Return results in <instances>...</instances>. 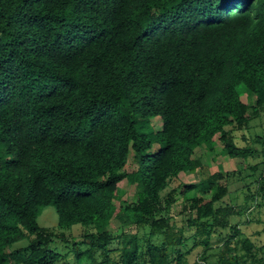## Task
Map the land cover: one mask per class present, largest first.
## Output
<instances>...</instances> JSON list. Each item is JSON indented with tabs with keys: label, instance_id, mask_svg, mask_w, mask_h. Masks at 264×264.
<instances>
[{
	"label": "trees",
	"instance_id": "trees-1",
	"mask_svg": "<svg viewBox=\"0 0 264 264\" xmlns=\"http://www.w3.org/2000/svg\"><path fill=\"white\" fill-rule=\"evenodd\" d=\"M263 105L264 0H0V264H59L38 243L8 249L42 230L48 204L59 228L82 226L76 264H112L114 219L143 233L122 238L117 264H264L231 221L240 212L222 201L218 173L183 185L196 203L187 234L160 217L172 206L163 191L197 171L195 148L215 150L217 134L228 157L257 159L250 173L264 168V136L242 146L232 136ZM122 180L131 206L116 204ZM258 182L242 207L264 205ZM193 250L201 262L189 261Z\"/></svg>",
	"mask_w": 264,
	"mask_h": 264
},
{
	"label": "rangeland",
	"instance_id": "rangeland-1",
	"mask_svg": "<svg viewBox=\"0 0 264 264\" xmlns=\"http://www.w3.org/2000/svg\"><path fill=\"white\" fill-rule=\"evenodd\" d=\"M241 99L244 102L254 105V96L242 95ZM249 123L243 129L232 130L233 140L237 145L242 146L255 141V135L264 136V105L258 108V112H255L252 108L248 109ZM151 123L155 128L159 126L160 119L155 117L151 120ZM219 134L216 135L215 150L209 151L204 146L196 147L194 150L193 158L200 162L196 172L181 174L178 178H174L170 182L169 188L163 191L162 195L164 202L172 204L170 211L165 208L161 212L160 217L165 215L170 218L169 224H174V231H183L188 233V226L186 225L189 216L195 215L196 203L192 199H185L182 196L181 191L183 190L184 184L195 183L202 178H206L208 175L218 173L219 179L218 184L226 186L229 191L223 198L224 203L232 204L233 209L236 212H240V215L233 216L232 222L239 224V229L244 232L258 247L262 248V255L264 257V205L261 200L247 203L246 207H242L240 204L244 201V195L248 189L256 188L259 184L258 179L264 176V168L259 167L253 173L249 172L247 167L248 164H253L257 159H242V158H230L222 149L223 142L218 139ZM256 146L260 145L254 144ZM156 149V144L153 149ZM137 168L136 160L134 159L133 152L130 151L128 154L127 162L124 166L125 171L131 172ZM240 172L241 178L236 180L231 176H226L227 172ZM118 192L120 199L117 200V206L132 205L135 200L134 187L130 185L126 180H122L118 183ZM254 191V189H253ZM208 201L203 198L200 202ZM199 202V203H200ZM159 218V217H158ZM38 224L42 227V230L38 233L31 235L22 240L12 243L8 249H26L29 244H41V246L49 247L60 254L59 264H76L75 252L78 253L81 250H85L87 246L80 244V234L82 226L80 224L72 225L69 228H59L57 226V213L54 205L48 204L41 206L39 209V215L37 218ZM160 223H163V219H160ZM169 227V226H168ZM167 227V228H168ZM107 229L114 237L108 245L111 250L110 258L112 264H117L120 258V251L116 250L117 247L121 246L122 238L129 237L131 235H137L139 238L142 236L141 230L138 226L123 225L120 220L114 219L108 226ZM222 236L217 235L212 240V246H218L222 242ZM162 236H156L152 239L155 243H160ZM191 241H188L190 244ZM75 245L76 247H73ZM222 247V246H221ZM233 253V249H231ZM200 252L193 250L188 256L189 261L199 260ZM97 261L103 260V257L96 255ZM117 261V262H116ZM90 260L84 255L80 264H88ZM170 264H175L174 262Z\"/></svg>",
	"mask_w": 264,
	"mask_h": 264
}]
</instances>
